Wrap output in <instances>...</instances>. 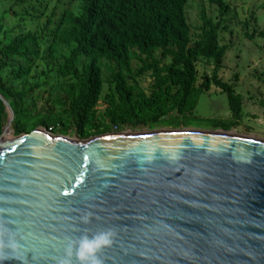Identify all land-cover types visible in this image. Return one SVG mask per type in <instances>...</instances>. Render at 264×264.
<instances>
[{
	"label": "water",
	"instance_id": "water-1",
	"mask_svg": "<svg viewBox=\"0 0 264 264\" xmlns=\"http://www.w3.org/2000/svg\"><path fill=\"white\" fill-rule=\"evenodd\" d=\"M0 101V253L15 242L24 264H58L66 238L111 229L104 264H264V142L189 130L7 137L14 115Z\"/></svg>",
	"mask_w": 264,
	"mask_h": 264
},
{
	"label": "rangeland",
	"instance_id": "rangeland-1",
	"mask_svg": "<svg viewBox=\"0 0 264 264\" xmlns=\"http://www.w3.org/2000/svg\"><path fill=\"white\" fill-rule=\"evenodd\" d=\"M83 0H0V48L7 47L15 37L33 34L38 39L39 54L29 65L25 78L12 81V71L23 62L13 58L2 70L1 78L14 90H28L22 102L25 119L19 122L21 133L29 135L35 130L55 138L86 141L98 136L162 133L165 131H193L198 133L227 132L241 138L264 142V0H188L183 13L189 28L193 48L208 31L207 22L219 24V47L224 48L221 64L215 70L212 61L201 57L195 62L196 105L185 117L176 110L163 114L151 124L134 127L122 118L123 106L115 94L114 84L108 82V70L104 62L100 67L101 88L90 113L88 123L80 126L69 111L67 93L75 86L82 73V59L76 62L68 77L58 73L63 58L69 56L74 46L59 42L61 32L68 23L80 16ZM222 15L220 16L221 8ZM160 59V53L155 54ZM167 59L160 68L169 64ZM142 67L140 60L131 64L132 74ZM217 76L232 87L240 101V114L234 118L228 96L211 85L209 91H198L207 77ZM140 91L149 97L153 85L151 72L136 77ZM193 97V98H194ZM11 106V100L5 99ZM179 118L174 122V119ZM7 116L4 115L3 125ZM52 124L46 126L49 122ZM16 123L15 117L12 123ZM118 125V126H117ZM118 129V130H117ZM121 131V132H119Z\"/></svg>",
	"mask_w": 264,
	"mask_h": 264
},
{
	"label": "trees",
	"instance_id": "trees-1",
	"mask_svg": "<svg viewBox=\"0 0 264 264\" xmlns=\"http://www.w3.org/2000/svg\"><path fill=\"white\" fill-rule=\"evenodd\" d=\"M187 1L83 0L80 16L71 20L59 37L62 45L74 46L59 67L61 77L74 74L71 69L82 59V73L67 93L69 111L78 125L83 127L88 123L100 92L102 62L107 66L108 82L114 84L115 94L122 103V118L127 120L126 124L139 128L173 110L179 118L194 110V93L197 92L194 87L195 62L199 57L212 61L216 70L221 64L224 48L217 42L221 30L219 24L209 22L202 40L193 48L189 47V28L183 13ZM223 10L222 7L220 16ZM158 52L160 59L156 60L154 56ZM38 54V39L33 34L15 37L7 47L0 48V94L11 100L10 107L16 120L13 131L17 134L24 131L19 122L25 119L22 102L29 92L12 89L2 80L1 72L15 58L23 65L12 71L11 80L16 82L25 78L29 65ZM167 59L169 64L160 68ZM135 60H140L142 67L133 75L131 64ZM148 72H151L153 85L150 96L146 97L135 79ZM211 85L228 96L230 111L235 119L238 118L241 106L232 87L214 75L211 79L206 77L198 91H209ZM4 115L0 101V135ZM51 124L52 121L46 126Z\"/></svg>",
	"mask_w": 264,
	"mask_h": 264
},
{
	"label": "clouds",
	"instance_id": "clouds-1",
	"mask_svg": "<svg viewBox=\"0 0 264 264\" xmlns=\"http://www.w3.org/2000/svg\"><path fill=\"white\" fill-rule=\"evenodd\" d=\"M92 216L91 212L85 211L79 217V221L81 224L87 225L90 223ZM2 231L4 229L0 228V232ZM115 239L116 233L111 229L92 235L82 234L75 239L68 237L65 240L64 256L58 261V264H73V257H75L77 264H104L101 253L104 249L111 248ZM7 248L8 254L0 253V264L8 259H15L24 264V258L18 254L20 245L11 242L7 245Z\"/></svg>",
	"mask_w": 264,
	"mask_h": 264
},
{
	"label": "bare ground",
	"instance_id": "bare-ground-1",
	"mask_svg": "<svg viewBox=\"0 0 264 264\" xmlns=\"http://www.w3.org/2000/svg\"><path fill=\"white\" fill-rule=\"evenodd\" d=\"M11 135H12V133L8 134V136H7V137H11Z\"/></svg>",
	"mask_w": 264,
	"mask_h": 264
},
{
	"label": "snow or ice",
	"instance_id": "snow-or-ice-1",
	"mask_svg": "<svg viewBox=\"0 0 264 264\" xmlns=\"http://www.w3.org/2000/svg\"><path fill=\"white\" fill-rule=\"evenodd\" d=\"M65 195H68L67 193H65Z\"/></svg>",
	"mask_w": 264,
	"mask_h": 264
}]
</instances>
